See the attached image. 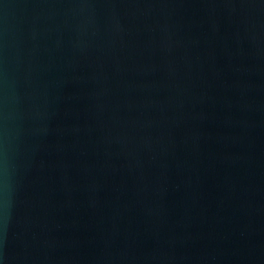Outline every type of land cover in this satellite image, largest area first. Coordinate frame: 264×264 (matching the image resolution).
I'll return each mask as SVG.
<instances>
[{"label": "water", "instance_id": "95a60500", "mask_svg": "<svg viewBox=\"0 0 264 264\" xmlns=\"http://www.w3.org/2000/svg\"><path fill=\"white\" fill-rule=\"evenodd\" d=\"M0 264H264V0H0Z\"/></svg>", "mask_w": 264, "mask_h": 264}]
</instances>
